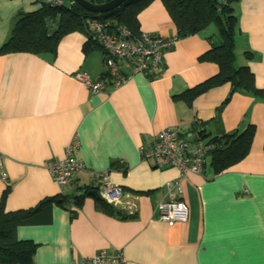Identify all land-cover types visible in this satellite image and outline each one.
Masks as SVG:
<instances>
[{
    "label": "crops",
    "instance_id": "0c3cea01",
    "mask_svg": "<svg viewBox=\"0 0 264 264\" xmlns=\"http://www.w3.org/2000/svg\"><path fill=\"white\" fill-rule=\"evenodd\" d=\"M39 1L0 0V44L10 35L17 12L34 10ZM232 6L236 62L247 64L255 86L264 88V0H237ZM138 20L141 32L174 36V24L159 0L148 4ZM209 31L216 29L210 25L176 39L163 52L159 76L134 73L97 93L74 77L81 72L94 80L103 70L104 54L99 47L84 51L83 33L63 36L53 56L0 54V200L6 191L3 206L15 211L57 197L44 204L36 222L16 229L18 239L37 244L33 264H68L100 249H121L126 264H264V98L232 92L215 123L216 107L228 95L229 84L189 103L175 96L216 72L214 63L198 60L209 47ZM244 51H250L249 59ZM119 68L130 71L123 61ZM201 122H207L210 137L220 128L230 132L252 124L250 149L219 174L212 173L208 161L201 173H186L180 190L172 191L186 203L188 218L167 225L156 219L153 208L166 199L165 183L178 171L142 159L139 148L168 125L190 133ZM73 140L78 146L71 155L83 169L62 187L44 163L62 159ZM105 169L122 194L114 206L127 214L133 207L134 217L120 218L88 194L73 214L59 205L61 194L95 185L93 173Z\"/></svg>",
    "mask_w": 264,
    "mask_h": 264
},
{
    "label": "trees",
    "instance_id": "16d2710c",
    "mask_svg": "<svg viewBox=\"0 0 264 264\" xmlns=\"http://www.w3.org/2000/svg\"><path fill=\"white\" fill-rule=\"evenodd\" d=\"M64 1V0H63ZM92 4H100L109 0H87ZM154 0H125L118 7L105 12L94 14L84 10L74 0H67L54 6L43 0L39 6L29 12H17L16 20L12 26L8 38L0 44V54L13 52H27L42 55L48 53L51 56L60 39L71 32L83 33L86 37L83 50L88 51L98 48V44L92 38L84 20L87 17L111 19L125 26L132 35L141 33L139 27V13ZM175 27L174 37L184 38L202 31L213 25L216 32L209 31L206 40L208 49L198 56L200 61H209L216 65V72L175 95L186 102H191L195 97L207 90L229 84L228 95L216 107L212 121L219 120V112L228 101L234 91H244L255 97L264 98V88H257L254 83V74L250 67L244 63L236 62L234 49V34L236 30V17L233 13V4L237 0H159ZM104 54V50L99 47ZM250 51H244L245 59L250 58ZM104 59V57H103ZM205 123H199V127H192L198 135L208 136L205 133ZM254 135V126L247 124L241 130L226 132L221 128L214 136L207 138L206 161L214 175L219 174L243 159L249 149ZM93 185L81 186L73 194H61L58 197L60 206L70 211L80 204V199L88 193ZM3 192L0 200V264H33V255L37 244L28 239H18L16 229L19 225L36 222L37 213L49 200H57V197L45 199L36 206L28 209L6 211L3 206ZM63 200L66 203H63ZM96 203L108 205L116 212V216L122 218L134 217V212L122 213L119 208L98 198ZM70 205L74 206L72 210ZM119 214H122L121 216Z\"/></svg>",
    "mask_w": 264,
    "mask_h": 264
},
{
    "label": "built area",
    "instance_id": "2783aa9c",
    "mask_svg": "<svg viewBox=\"0 0 264 264\" xmlns=\"http://www.w3.org/2000/svg\"><path fill=\"white\" fill-rule=\"evenodd\" d=\"M43 1L54 6L63 3V0ZM84 22L92 38L105 52L103 70L96 79H89L88 75L81 72L74 74L91 93L124 83L134 73H141L148 78L159 76L163 67V52L176 41L174 36L162 37L145 32L134 36L125 26L111 19L87 17ZM120 61L130 65L129 72L124 73L119 68ZM205 140L207 138L198 133H182L177 125L172 124L155 133L151 144L140 146L142 159H152L157 167H172L178 171L174 180L165 183L166 199H161L153 208L157 220L167 225L187 220V205L172 188L180 190L181 178L186 173L202 172L208 148ZM75 146H78V143L73 140L65 148V156L62 159L47 160L44 163L53 179L62 187L68 186L72 175L83 169L82 162L71 155ZM118 162L122 163V160L119 159ZM93 176V186L99 197L107 203L119 205L122 194L120 188L110 182L109 171H95ZM133 210L132 207L130 213ZM68 264H126V260L121 249H100L81 261L73 258Z\"/></svg>",
    "mask_w": 264,
    "mask_h": 264
},
{
    "label": "water",
    "instance_id": "95a60500",
    "mask_svg": "<svg viewBox=\"0 0 264 264\" xmlns=\"http://www.w3.org/2000/svg\"><path fill=\"white\" fill-rule=\"evenodd\" d=\"M79 6H81L84 10L99 14V13H105L108 12L116 7H118L121 3H123L125 0H109L104 3L100 4H92L88 2L87 0H74ZM90 196H95L96 198H99L98 192L96 189H91L87 193Z\"/></svg>",
    "mask_w": 264,
    "mask_h": 264
},
{
    "label": "rangeland",
    "instance_id": "374dc122",
    "mask_svg": "<svg viewBox=\"0 0 264 264\" xmlns=\"http://www.w3.org/2000/svg\"><path fill=\"white\" fill-rule=\"evenodd\" d=\"M63 2H64V4H68V3H67V0H64ZM215 123H217V122H215ZM191 132H193L192 134L196 133V132L194 131V129H192ZM208 137H209V136H206V137H203V138H208ZM203 141H204V140H203ZM205 141H207V140H205Z\"/></svg>",
    "mask_w": 264,
    "mask_h": 264
}]
</instances>
